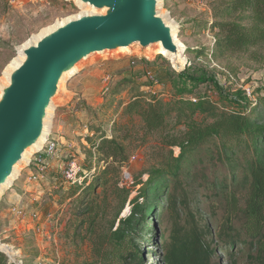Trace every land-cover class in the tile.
<instances>
[{
	"label": "rangeland",
	"instance_id": "rangeland-1",
	"mask_svg": "<svg viewBox=\"0 0 264 264\" xmlns=\"http://www.w3.org/2000/svg\"><path fill=\"white\" fill-rule=\"evenodd\" d=\"M230 1L162 0V11L177 25V39L185 47L187 63L181 73L216 83V87L212 83H187L190 97L205 94L217 102L218 97L244 93L250 101L258 102L255 114L264 123V46L240 54L215 47L218 30L214 23L230 21L222 13ZM79 12L73 0H0V80L17 56V47L40 30ZM216 14L222 17L216 20ZM132 58L136 60L135 66L130 65ZM146 70L155 75L157 86L145 78ZM181 73L175 72L170 62L158 54L149 60L142 55L123 54L94 58L65 81L63 97L55 103L51 117L52 153L46 155L41 151L30 157V165H24L0 195V242L15 254H4L12 264H83L91 260L88 246L73 236L68 223L73 218V199L67 198L68 188H91L106 166L104 158L92 147L101 135L116 138L126 146L128 160L120 171V186L131 187L136 180H147V172L157 162L159 135H144L140 119L124 115L123 110L138 93L148 98L154 95L164 103L172 101L178 94L173 86ZM211 154L212 151L200 148L191 156L187 164L189 174L182 176L180 189L182 186L190 194L193 215L201 216L215 228L225 208L223 186L228 185L243 196L247 181L245 184L242 162H214ZM72 163L79 168L75 184L66 179ZM125 174L129 179L124 178ZM171 186L170 180L169 192ZM149 191L152 220L148 219L146 225L150 228L154 224L156 242L161 245L160 236L166 238L170 229L165 212L160 216L157 211L165 200H156L153 188ZM127 210L128 207L122 215ZM139 244L143 264H162L160 247Z\"/></svg>",
	"mask_w": 264,
	"mask_h": 264
},
{
	"label": "trees",
	"instance_id": "trees-1",
	"mask_svg": "<svg viewBox=\"0 0 264 264\" xmlns=\"http://www.w3.org/2000/svg\"><path fill=\"white\" fill-rule=\"evenodd\" d=\"M222 13L230 21L217 20L222 15H215L218 50L240 54L264 46V0H232ZM187 83L216 87L215 81L184 71L174 83L178 94L172 101L164 103L154 95L148 98L138 93L123 110L124 115L140 119L144 135H159L157 162L145 182L119 185L121 168L128 160L123 143L105 135L92 143L106 166L91 188L71 186L67 194L73 199V218L68 222L72 234L86 243L91 257L83 264H143L139 242L160 247L162 264H264V123L255 114L258 102L244 93L218 97L217 102L203 94L191 102ZM200 148L212 151L214 162H242L245 184L247 181L243 196L223 186L225 208L215 228L193 215L190 194L182 186L180 189L182 176L189 174L187 164ZM151 188L157 193L156 200H165L157 211L160 216L165 212L170 223L168 236L159 238L161 245L156 242L154 224L146 225L152 218ZM135 189L136 195L131 197ZM0 264L12 263L0 253Z\"/></svg>",
	"mask_w": 264,
	"mask_h": 264
},
{
	"label": "water",
	"instance_id": "water-1",
	"mask_svg": "<svg viewBox=\"0 0 264 264\" xmlns=\"http://www.w3.org/2000/svg\"><path fill=\"white\" fill-rule=\"evenodd\" d=\"M73 1L80 12L31 36L2 73L0 195L30 165V157L43 150L63 85L85 63L123 54L149 60L158 47L175 72L181 73L187 63L184 45L176 42L177 25L162 11V0Z\"/></svg>",
	"mask_w": 264,
	"mask_h": 264
},
{
	"label": "built area",
	"instance_id": "built-area-1",
	"mask_svg": "<svg viewBox=\"0 0 264 264\" xmlns=\"http://www.w3.org/2000/svg\"><path fill=\"white\" fill-rule=\"evenodd\" d=\"M130 65L131 66H135L136 65V60L134 58L131 59L130 61ZM144 76L145 78L148 79V81L153 84V85H158V81L155 78V75L150 71V70H146L144 72ZM189 100L191 102H195V98L194 97H190ZM54 148V144L51 142L50 138L48 139L47 143L45 144V146L43 147V152L46 155H49L52 153ZM79 168L77 167V165L75 163H72L69 165V169L66 172V179L67 182L69 181L70 184H75L76 183V179H75V175L78 173ZM78 181V179H77Z\"/></svg>",
	"mask_w": 264,
	"mask_h": 264
},
{
	"label": "bare ground",
	"instance_id": "bare-ground-1",
	"mask_svg": "<svg viewBox=\"0 0 264 264\" xmlns=\"http://www.w3.org/2000/svg\"><path fill=\"white\" fill-rule=\"evenodd\" d=\"M35 38V37H34ZM176 42L177 43H179V44H181L180 42H179V40L178 39H176ZM147 51V50H146ZM156 54H158V55H164V53H163V51H162V49L160 48V47H158L157 49H156V52H155ZM19 58V55H18V57L16 58V59H18ZM15 59V60H16ZM14 60V61H15ZM183 60H185V57L183 56ZM14 61H12L11 62V64L9 65V67L13 64V62ZM8 67V68H9ZM49 128V127H48ZM0 249H2L3 251H5V252H7L8 253V256H12V255H15V254H13L12 253V251H11V249H10V247L9 246H7V245H5V244H2L1 242H0Z\"/></svg>",
	"mask_w": 264,
	"mask_h": 264
}]
</instances>
